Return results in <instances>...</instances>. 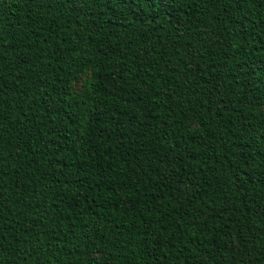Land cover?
Returning a JSON list of instances; mask_svg holds the SVG:
<instances>
[{"label":"trees","instance_id":"trees-1","mask_svg":"<svg viewBox=\"0 0 264 264\" xmlns=\"http://www.w3.org/2000/svg\"><path fill=\"white\" fill-rule=\"evenodd\" d=\"M0 264H264V0H0Z\"/></svg>","mask_w":264,"mask_h":264}]
</instances>
